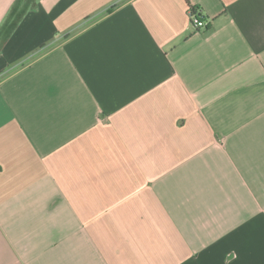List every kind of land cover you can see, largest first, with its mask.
Instances as JSON below:
<instances>
[{"label": "crops", "instance_id": "crops-1", "mask_svg": "<svg viewBox=\"0 0 264 264\" xmlns=\"http://www.w3.org/2000/svg\"><path fill=\"white\" fill-rule=\"evenodd\" d=\"M0 264H264V0H0Z\"/></svg>", "mask_w": 264, "mask_h": 264}, {"label": "built area", "instance_id": "built-area-1", "mask_svg": "<svg viewBox=\"0 0 264 264\" xmlns=\"http://www.w3.org/2000/svg\"><path fill=\"white\" fill-rule=\"evenodd\" d=\"M190 19L192 24L199 28H205L207 26L206 22H204L198 14L193 13V11H189Z\"/></svg>", "mask_w": 264, "mask_h": 264}, {"label": "trees", "instance_id": "trees-1", "mask_svg": "<svg viewBox=\"0 0 264 264\" xmlns=\"http://www.w3.org/2000/svg\"><path fill=\"white\" fill-rule=\"evenodd\" d=\"M190 10L193 11V13L198 14L199 16L201 15V10L199 8H197V7L189 6V11ZM204 22H206V21H204ZM196 28H199V27H196Z\"/></svg>", "mask_w": 264, "mask_h": 264}]
</instances>
